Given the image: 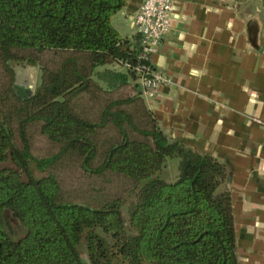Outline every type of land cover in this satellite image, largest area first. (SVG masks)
Instances as JSON below:
<instances>
[{
  "label": "trees",
  "instance_id": "16d2710c",
  "mask_svg": "<svg viewBox=\"0 0 264 264\" xmlns=\"http://www.w3.org/2000/svg\"><path fill=\"white\" fill-rule=\"evenodd\" d=\"M127 2L0 0V264H88L83 237L91 264H243L227 165L160 127L112 23ZM12 60L40 63L35 92Z\"/></svg>",
  "mask_w": 264,
  "mask_h": 264
},
{
  "label": "crops",
  "instance_id": "0c3cea01",
  "mask_svg": "<svg viewBox=\"0 0 264 264\" xmlns=\"http://www.w3.org/2000/svg\"><path fill=\"white\" fill-rule=\"evenodd\" d=\"M142 1L128 0L112 16L132 39L139 37L135 12ZM172 14L152 57L168 81L156 97L144 98L169 136L227 165L237 253L243 264H264L263 1L174 0Z\"/></svg>",
  "mask_w": 264,
  "mask_h": 264
},
{
  "label": "built area",
  "instance_id": "2783aa9c",
  "mask_svg": "<svg viewBox=\"0 0 264 264\" xmlns=\"http://www.w3.org/2000/svg\"><path fill=\"white\" fill-rule=\"evenodd\" d=\"M173 6L174 0H143L135 12L139 57L145 60L144 64L136 65V69L141 72V83L148 98L156 97L161 84L168 81V77L154 67L152 57L169 33Z\"/></svg>",
  "mask_w": 264,
  "mask_h": 264
},
{
  "label": "rangeland",
  "instance_id": "374dc122",
  "mask_svg": "<svg viewBox=\"0 0 264 264\" xmlns=\"http://www.w3.org/2000/svg\"><path fill=\"white\" fill-rule=\"evenodd\" d=\"M249 1H252V3L255 4L259 0H249ZM11 64L13 65L16 71V85L18 90L23 94L35 92L42 81V68L40 66V63L39 62L32 63L29 60H12ZM33 173L36 176L41 175V172L34 167H33ZM160 174L161 176L167 179H173L177 174V162L169 161L167 166H165L162 169ZM133 197L134 196L130 194L122 206L123 215L126 220H128V210L133 200ZM6 223L9 232L14 238H18L22 236L26 231V229L21 225L18 219L11 212L6 213ZM79 247L81 249L82 255L85 258V260L88 262V264H91L88 259L86 242L84 237L82 238Z\"/></svg>",
  "mask_w": 264,
  "mask_h": 264
}]
</instances>
